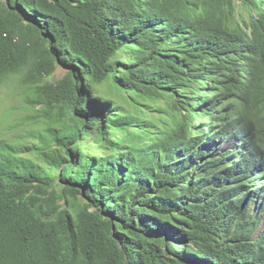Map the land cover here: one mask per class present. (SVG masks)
Instances as JSON below:
<instances>
[{
  "label": "trees",
  "instance_id": "obj_1",
  "mask_svg": "<svg viewBox=\"0 0 264 264\" xmlns=\"http://www.w3.org/2000/svg\"><path fill=\"white\" fill-rule=\"evenodd\" d=\"M12 77L44 126L0 138V264H264V184L201 121L264 153V0H0Z\"/></svg>",
  "mask_w": 264,
  "mask_h": 264
},
{
  "label": "rangeland",
  "instance_id": "obj_2",
  "mask_svg": "<svg viewBox=\"0 0 264 264\" xmlns=\"http://www.w3.org/2000/svg\"><path fill=\"white\" fill-rule=\"evenodd\" d=\"M66 71V67L58 65L51 79L61 78ZM107 84H99L96 89L121 107H127L122 94ZM20 91L17 78L14 77L0 85V138L15 143L20 140L19 136L26 131L44 126V118L41 116L42 111L39 110V105L34 107L24 102ZM132 110L142 117L150 118L151 113L145 108L132 105ZM22 140L31 143L35 141L31 137H24ZM97 152L95 147H91L92 154ZM31 156L37 160L36 155Z\"/></svg>",
  "mask_w": 264,
  "mask_h": 264
},
{
  "label": "clouds",
  "instance_id": "obj_3",
  "mask_svg": "<svg viewBox=\"0 0 264 264\" xmlns=\"http://www.w3.org/2000/svg\"><path fill=\"white\" fill-rule=\"evenodd\" d=\"M217 120L213 116L202 117L201 121L205 122L207 127L210 123H214L221 136V146L223 150L229 149V155L223 157L224 161L233 162L234 164L229 167L231 176L236 180H251L253 183L259 181L264 184V153L260 150L257 141L250 135L249 129L241 126L238 123V115L233 117H225L217 113ZM251 141L255 147L253 150V163L256 171L253 170L245 162H237L242 155L245 143ZM255 174L258 178L255 179ZM253 199L257 201V196L252 194ZM252 203H255L252 201ZM185 245V242H178Z\"/></svg>",
  "mask_w": 264,
  "mask_h": 264
},
{
  "label": "flooded vegetation",
  "instance_id": "obj_4",
  "mask_svg": "<svg viewBox=\"0 0 264 264\" xmlns=\"http://www.w3.org/2000/svg\"><path fill=\"white\" fill-rule=\"evenodd\" d=\"M183 247H189V246H187V245H183Z\"/></svg>",
  "mask_w": 264,
  "mask_h": 264
}]
</instances>
